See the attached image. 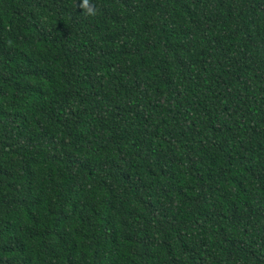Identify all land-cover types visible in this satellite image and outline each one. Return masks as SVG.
Returning a JSON list of instances; mask_svg holds the SVG:
<instances>
[{"label": "trees", "instance_id": "16d2710c", "mask_svg": "<svg viewBox=\"0 0 264 264\" xmlns=\"http://www.w3.org/2000/svg\"><path fill=\"white\" fill-rule=\"evenodd\" d=\"M0 0V264H264V0Z\"/></svg>", "mask_w": 264, "mask_h": 264}, {"label": "clouds", "instance_id": "9594fccd", "mask_svg": "<svg viewBox=\"0 0 264 264\" xmlns=\"http://www.w3.org/2000/svg\"><path fill=\"white\" fill-rule=\"evenodd\" d=\"M80 7L83 9V10H87V14L89 15H93L95 10L93 7L90 6L89 4V0H80Z\"/></svg>", "mask_w": 264, "mask_h": 264}]
</instances>
